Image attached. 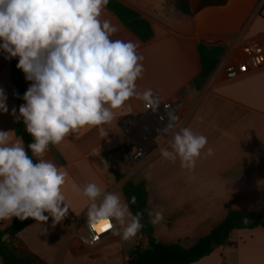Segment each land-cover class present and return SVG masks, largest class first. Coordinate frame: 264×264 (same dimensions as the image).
Segmentation results:
<instances>
[{
  "label": "crops",
  "instance_id": "1",
  "mask_svg": "<svg viewBox=\"0 0 264 264\" xmlns=\"http://www.w3.org/2000/svg\"><path fill=\"white\" fill-rule=\"evenodd\" d=\"M114 1L146 19L152 29V38L142 42L107 7L104 10L102 18L118 29L112 39L135 42L144 57L138 90L152 89L160 103L178 101L182 109L193 107L181 127L206 136L213 154L202 153L193 170L181 168L179 159L175 163L164 159L159 149L169 147L172 133L163 132L150 119L144 101L130 99L104 125L107 136L101 137L95 127L84 128L60 145L49 146L43 158L67 171L63 191L75 222L55 224L49 218L46 223L34 221L16 236H8V241L3 235L4 246L19 259L32 257L39 264H128L134 251L143 248L145 239L139 233L125 241L112 231L94 245L84 244L82 237L90 236L86 226L90 201L74 192L73 184L97 183L126 202L123 185L143 182L148 212L163 211V220L156 225L147 215L153 237L182 248L208 235L229 212L258 215L264 211V65L235 79H225L218 68L233 61L244 43L264 39V0H227L223 6L196 12L195 0H190L191 15L176 10L177 0ZM199 43L217 45L223 52L212 75L196 91L191 82L200 72ZM5 56L0 50V88L8 107V112L0 111V131H8L15 140L20 139L16 135L19 111L10 64L11 60L17 64L18 57ZM19 72L25 93L31 82ZM199 93L202 99L197 104ZM176 124L174 131L179 130V120ZM131 139L146 152L138 163L126 165L124 143ZM14 219L0 221V232ZM192 264H264V229L235 230L223 245Z\"/></svg>",
  "mask_w": 264,
  "mask_h": 264
},
{
  "label": "clouds",
  "instance_id": "2",
  "mask_svg": "<svg viewBox=\"0 0 264 264\" xmlns=\"http://www.w3.org/2000/svg\"><path fill=\"white\" fill-rule=\"evenodd\" d=\"M109 0H0V50L5 59L18 57L16 67L31 84L23 94L24 104L12 114L23 120L33 141L13 140L0 131V221L32 218L57 224L68 213L63 191L68 173L44 159L49 146H58L84 128H97L108 135L119 109L132 98L145 102L157 112L160 102L152 89L139 91L137 80L144 73L143 59L133 41L112 39L117 32L103 19ZM166 109L168 106H165ZM0 111L8 112L7 96L0 88ZM165 133H172L169 147L160 155L186 170H193L202 153L211 156L207 137L188 127H177L179 117L167 112ZM163 120V117H161ZM206 149V152H205ZM33 157H35V162ZM73 191L90 201L86 218L89 228L105 226L104 231L127 241L142 230L143 212L135 215L120 194L107 192L89 182ZM136 203V197L130 198ZM47 213V215L45 214ZM153 225L163 220V211H149ZM2 239L8 241L5 234ZM96 237L82 242L88 246Z\"/></svg>",
  "mask_w": 264,
  "mask_h": 264
},
{
  "label": "trees",
  "instance_id": "3",
  "mask_svg": "<svg viewBox=\"0 0 264 264\" xmlns=\"http://www.w3.org/2000/svg\"><path fill=\"white\" fill-rule=\"evenodd\" d=\"M189 1L190 0H177L175 3L176 10L183 15H191ZM226 2L227 0H195L196 6L194 12L205 7L223 6ZM106 7L118 21L140 41L147 42L152 38V29L149 22L139 14L114 0H109ZM197 51L200 72L192 80L191 86L196 91H199L216 69L223 50L217 45L199 43ZM10 65L14 83H16V81L21 82L20 72L16 67V63L11 60ZM15 93L19 111V106L25 103L22 99L24 91L16 89ZM16 135L23 139L26 150L30 156V149H27V145L33 141V138L26 132L22 118L18 120ZM116 176L117 179L121 178L118 174ZM122 193L126 202H129V208L133 215L138 212H143L144 219L142 223L144 227L139 232V235L145 239V244L143 248H137L134 251V255L128 264H192L208 256L213 251L214 247L223 245L235 230L264 229V211L258 215L232 211L229 212L221 223L214 227L208 235L200 238L189 248H182L178 244H163L153 237L152 229L147 219V194L144 183L127 181L122 187ZM133 195L136 197L135 204L130 203V198ZM33 222L34 220L32 218L24 221L15 218L8 228L0 232V260L2 264H39L36 259L32 257L24 259L17 258L12 250L4 246L1 241L3 235L7 234L9 237H14Z\"/></svg>",
  "mask_w": 264,
  "mask_h": 264
},
{
  "label": "built area",
  "instance_id": "4",
  "mask_svg": "<svg viewBox=\"0 0 264 264\" xmlns=\"http://www.w3.org/2000/svg\"><path fill=\"white\" fill-rule=\"evenodd\" d=\"M264 65V39L253 40L244 43L238 49V54L233 61L219 65L223 71L225 79H235L241 75L248 73L249 71H254L261 68ZM165 106H168L167 109ZM144 109L150 114V119L162 126V131L165 125L168 123L167 112L171 111L178 117L182 109L180 102H167L160 103L157 112H153L152 109L146 107L144 104ZM163 117V120H161ZM164 132V131H163ZM145 147L136 140H128L124 143V155L123 159L126 165H134L138 163L145 155ZM64 223H74L75 218L68 212L66 217L62 219ZM87 230L90 234L89 239L94 236L97 238L96 243L100 241L101 237L106 235L112 230L100 231L101 225H97L95 230L89 228L86 222Z\"/></svg>",
  "mask_w": 264,
  "mask_h": 264
},
{
  "label": "rangeland",
  "instance_id": "5",
  "mask_svg": "<svg viewBox=\"0 0 264 264\" xmlns=\"http://www.w3.org/2000/svg\"><path fill=\"white\" fill-rule=\"evenodd\" d=\"M201 97H202V93L196 94V103L197 104L202 99ZM193 112H194L193 107H188V109H181L180 116H179V125H180V127L182 125H184V123L186 121L189 120V118H190V116L192 115Z\"/></svg>",
  "mask_w": 264,
  "mask_h": 264
},
{
  "label": "water",
  "instance_id": "6",
  "mask_svg": "<svg viewBox=\"0 0 264 264\" xmlns=\"http://www.w3.org/2000/svg\"><path fill=\"white\" fill-rule=\"evenodd\" d=\"M16 89L17 90H19V91H21L22 90V85H21V83L19 82V81H16ZM143 221H144V219H142V223H143ZM132 255H133V253H132ZM135 258V257H134Z\"/></svg>",
  "mask_w": 264,
  "mask_h": 264
},
{
  "label": "snow or ice",
  "instance_id": "7",
  "mask_svg": "<svg viewBox=\"0 0 264 264\" xmlns=\"http://www.w3.org/2000/svg\"><path fill=\"white\" fill-rule=\"evenodd\" d=\"M105 228H106V225H105V226H101L99 230H100V231H104Z\"/></svg>",
  "mask_w": 264,
  "mask_h": 264
}]
</instances>
